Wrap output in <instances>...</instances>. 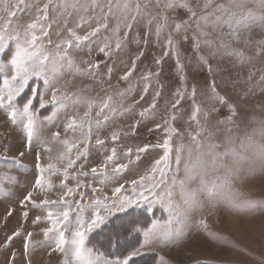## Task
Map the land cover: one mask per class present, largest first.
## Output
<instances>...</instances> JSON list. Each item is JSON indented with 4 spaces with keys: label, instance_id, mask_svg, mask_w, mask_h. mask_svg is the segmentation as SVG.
I'll return each instance as SVG.
<instances>
[{
    "label": "rangeland",
    "instance_id": "1",
    "mask_svg": "<svg viewBox=\"0 0 264 264\" xmlns=\"http://www.w3.org/2000/svg\"><path fill=\"white\" fill-rule=\"evenodd\" d=\"M25 2L34 6L28 11L17 12L12 21L13 34L18 32L21 38L26 24L37 19L36 8L42 7L47 0ZM95 2L100 5L107 4V0ZM128 2L135 9L136 2ZM138 2L142 10L130 32L124 26L130 21L129 14L116 11L108 18V29L101 30L98 38L83 42L84 47L79 50H71L74 62L79 67L87 68L86 61L92 60L93 63L99 62V68L95 77L79 75L75 73V69L62 68L58 73V84L64 85L68 82V99L65 102L40 107V96L47 101L52 90L47 87L43 78L32 83L31 92L26 90V95L33 96L37 113L33 125V151L28 152L25 147L27 116L18 115L17 122L13 123L8 118L7 111L0 109V264H13L9 259L13 250L16 252L14 264H27L28 260L31 264H62L64 257L59 252H51L50 241L45 242L42 233V229L50 226L49 223L43 220L33 224L32 221L37 215L46 217L48 211L59 214L64 210L63 205L53 204L39 209H33L29 205V215L25 220L22 217L25 209L20 206V199L34 181L35 151L39 148L45 149L42 152V163H53L56 168L51 173H44L47 187L34 193L37 199L57 201L66 191L62 187L63 183L69 187L76 184L74 175L65 180L60 171L66 166L69 157L76 158V148L82 150L84 147L78 143L82 139L79 127L75 132H64L65 124L73 116L77 117V125L83 123L84 132L91 125L92 137L87 145V161L78 160L69 172L76 173L80 165L84 164L83 170L90 173L91 168L101 165L105 156L110 154L111 148L116 147L121 153L116 162L128 164V170L122 174L119 183L127 182L125 187L129 195L130 182L141 176L150 177L154 161L163 155L162 148L149 147L137 158L135 149L162 144L166 135H170L171 170L167 184L171 185L175 201L180 202V188L172 184V175L177 169L176 149L183 146L178 177L185 180V188L193 193V204L190 207L185 206V210L177 216L166 204L149 197L146 201H141L133 212H142L148 217V228L152 227L153 221L157 228L168 226L169 221H172L171 227L174 230L183 228L187 235L180 238L176 245L165 247L154 244L152 247L155 251L142 249L143 254L133 257L130 264H264V80L261 79L264 76V55H256L255 47L235 41H229L228 47L229 51L236 49L237 52L229 54L219 47L218 39L216 48L209 49L201 44L197 51L193 39L195 23L186 25V32L175 30L176 24L188 20L189 14L186 10L165 8L164 5L169 0H159V6L157 0ZM188 2L191 4L194 0ZM64 3L75 4L76 7L69 6L64 9L61 7ZM199 3L202 5L204 0H199ZM92 4L93 0H56V5L48 11V23L51 25L48 31L51 39L58 42L60 39L70 38L67 28H76L81 17L88 20L99 15L100 8H93ZM145 4L147 8H144ZM249 6L253 7V0H250ZM104 11L107 12L106 7ZM126 16L128 20L125 19ZM7 18L8 14L0 3V24H4ZM103 22L101 19L100 23ZM118 22L119 28L116 30ZM158 25L161 26L159 37L156 34ZM96 26L97 20L93 18L76 30L78 34L84 35ZM206 30L212 33L210 39L219 36V31L211 28ZM223 31L226 33L228 30L224 28ZM169 35L174 41H179L178 49L174 45L169 50L170 54L164 56ZM185 35L189 37L186 42L182 39ZM262 38L264 32L259 27H254L252 39ZM118 41L121 44L119 49L116 48ZM105 42L111 45L110 56L99 51ZM43 43L52 51L47 40ZM210 51H214L215 55L209 56ZM140 52H143V56L138 58ZM201 57H208V63L202 62ZM134 60L136 67L129 79H121ZM156 60L161 61L159 65L155 63ZM108 67L113 69L111 78L107 76ZM148 72L154 75L145 81L142 77ZM213 82L215 91L210 87ZM146 83L148 91L145 93L143 90ZM56 86L57 84H53V87ZM0 88H3L2 78ZM37 90L39 95H36ZM178 92L183 93L182 98L177 96ZM176 99H180V104L173 109ZM104 100L115 111L105 110L103 115L97 116L100 111L99 104ZM89 104L92 108L89 117L85 119L83 114L89 111ZM196 106L199 108L197 118L192 119ZM144 110L147 113L141 117L140 113ZM169 112L175 117L169 123L176 131L166 134L164 122L168 119ZM97 120L101 122L99 127ZM137 124L136 128L132 127ZM156 125L160 127L156 128ZM112 131L121 133V139L115 144L106 139ZM57 132L61 133L59 138L53 136ZM97 133L101 139H106L103 147L95 145ZM197 133L199 143L194 144L192 137ZM127 148L134 150L131 158L122 155ZM21 151L26 152L22 159L19 156ZM197 157L199 161L192 169L191 179H186L184 163H188L189 159L195 161ZM113 166L109 163V170ZM156 177L159 179L158 173ZM82 179L85 182L91 181L93 186L101 187L102 194L109 197L117 186L116 182L99 184L102 177L98 175L93 177L90 174ZM85 191L91 195V189ZM10 208L13 209L12 214L6 216ZM84 215L87 217L91 213L85 212ZM103 229L91 234L90 241H86L82 257L85 264L88 261L92 264H103L104 259L123 258L112 256V251L107 254L100 249L96 243L99 237L97 234ZM17 230H21L22 235L14 238L11 245L5 248L6 238ZM28 232L34 235L28 255L25 256L24 235ZM66 235L70 236V233ZM136 237V247H139V243L144 240L143 230ZM92 246H95L96 251L90 255L87 249ZM106 250L109 252L110 248L106 247ZM99 253H103V256H99Z\"/></svg>",
    "mask_w": 264,
    "mask_h": 264
},
{
    "label": "snow or ice",
    "instance_id": "2",
    "mask_svg": "<svg viewBox=\"0 0 264 264\" xmlns=\"http://www.w3.org/2000/svg\"><path fill=\"white\" fill-rule=\"evenodd\" d=\"M136 2L135 9L131 8V4L128 0H107L106 5H100L93 0L92 7L100 8V14L95 17H90L85 20L83 17L80 18V23L76 25L79 28L81 24H87L91 19L97 20V26L84 35L78 34L76 28H67V32L70 38L60 39L58 42H54L51 39L48 29L51 25L48 23V11L50 7L56 5V0H47L42 7L36 8L37 19L31 23L26 24L24 27L23 38L18 34L12 32V21L16 18L17 12H24L30 10L34 5L28 4L25 0H0L3 4L4 11L8 14L4 24H0V78H2L3 88H0V109L7 111L8 118L13 122H17L18 115H26L27 123V137L25 147L28 152L33 151V125L37 118L35 106L33 104V96L26 95V90L31 92L32 83L38 79L43 78L44 83L48 88H51L50 99L45 101L43 96H40V107L43 108L46 104H60L68 99L66 85L58 84V73L61 69L67 67L68 69H75V73L79 75H90L95 77L97 75V69L99 68V62L93 63L92 60H87V68H81L75 64L71 54V50H79L84 47L83 42H90L92 38L97 37L101 30L108 29V18L113 15L116 11H122L128 13L130 21L125 23V27L130 32L133 28L134 22L137 20V16L140 14L142 8L138 0ZM250 0H204L201 5L199 0H194V3H189L188 0H178L173 2L169 0L164 5L168 9H184L189 14L188 20L182 21L176 24L175 30L177 32L184 30L188 24L195 23L196 31L194 32L193 39L195 40V49L199 51L201 44L207 46L209 49L217 47L216 41L219 40V47L229 54L236 53V49L229 51L228 42H243L246 45L255 47L256 55H264V38L260 40L252 39V31L254 27H259L264 32V0H253V7L249 6ZM69 6L75 8L76 5H69L64 3L61 5L62 8L67 9ZM157 6H159V0H157ZM107 8L105 13L104 8ZM147 8V4L144 5ZM103 19V23L100 20ZM128 20V16L125 17ZM167 19V18H165ZM67 23V21H65ZM151 23V21H149ZM19 25H17V29ZM37 28L39 35H37ZM119 28V22L117 29ZM211 28L213 31H219L218 37H212V33L206 29ZM227 28V32L223 31ZM161 26H157L156 34L159 37ZM59 36V33H57ZM128 32L125 33L127 37ZM225 37L228 39L225 40ZM185 42L189 39L187 35L182 38ZM47 40V45L52 48V51L48 50V47L43 43ZM147 41L145 40V43ZM179 41H174L173 37L169 35L167 41L166 51L164 56L169 55V50L175 45L178 49ZM121 44L119 41L116 44V48L119 49ZM90 51V49H89ZM99 51L106 56L112 54L111 45L107 42L99 48ZM178 55V51H177ZM215 55L214 51H210L209 56ZM143 56V52L138 54V58ZM202 62L208 63V57H201ZM160 60H156L157 65L160 64ZM136 61L132 62L131 68H129L124 75L121 77L123 80H128L132 72L135 70ZM209 67V71H211ZM113 69L108 67L107 76L111 78ZM154 75L148 72L142 78L145 81L150 80ZM158 75V73L156 74ZM251 78V73L249 75ZM264 80V76L261 77ZM53 84H57L53 87ZM213 91H215V83L212 85ZM145 93L148 91V84L144 86ZM36 95H39L37 90ZM159 95V92L156 93ZM177 96L182 98L183 93L178 92ZM193 96H195V90H193ZM143 98V97H142ZM111 99L110 97L108 98ZM180 104V99H176L172 108L175 109ZM100 111L97 112V116L103 115L105 110L115 111L112 105L107 100L101 101L99 104ZM155 107V98L153 100V108ZM92 105L89 104V111L85 112L84 118L87 119L90 115ZM199 111L198 106L192 114V119L197 118V112ZM147 110L140 113L141 117H144ZM175 117L171 112L168 114V119L164 122L166 134H170L176 131L171 126L169 121ZM48 119V118H45ZM107 120V117H105ZM77 117H71L64 126V132L69 131L75 132L77 127L81 129V137L78 143L84 145L83 149L76 148V158H68L65 167H62L60 171L67 180L70 175H74L76 184L73 187H69L66 183L62 184V187L66 189L60 196L59 200L52 201L49 199H37L34 193H39L44 190L47 185L44 181V173H51L56 166L53 163H42V152L44 148H39L35 151V175L34 181L31 183V187L20 199V206L25 210L22 212V217L27 220L29 215V205L33 209L50 207L53 204L63 205L64 210L59 214H54L52 211H48L46 217L37 215L32 223L37 224L46 220L49 223V227L42 229V233L45 237V242L50 241L51 252H59L63 257L62 264H85L83 261V253L85 251L86 241H90L91 234L97 232V230L108 228L110 235L108 236V244L111 246L113 242L119 246L121 238H127L129 235L138 236L143 230L144 240L139 243V247H132L127 254H122L123 258H117L115 260L104 259L103 264H130L133 257H137L143 254L142 249L148 251H155L152 247L154 244L163 245L165 247L169 245H176L180 238L187 235L183 228H176L175 230L171 227L172 221H169V225L163 228H157L156 222H152V227L148 228L147 225L140 224L135 219L125 220L124 217L119 214L123 213L125 216H130L136 206L141 201H146L149 197H153L166 206L172 212H175L177 216L185 210V206H191L194 201L193 193L189 192L185 188V180L179 179V165L181 160V147L176 149V172L172 175V184H176L180 188V202L175 201L174 192L172 191L171 185L167 184L168 173L171 170V136L166 135L162 144L158 145H145L135 149V154L139 158V154L146 152L149 147H159L163 149V155L154 161L152 166V175L150 177L141 176L137 180H132L131 183V194H127L128 190L125 187V183H119L122 179V174L128 170V164L117 163V159L121 156V153L116 147L111 148L110 154L106 155L104 161L99 166L91 168L90 173L85 172L83 169L84 164H81L79 170L71 174L69 169H73L78 160L83 159L87 161L89 150L88 143L92 137V128L89 125L87 132L83 131L84 125L81 123L77 125ZM97 127L100 125V121L97 120ZM139 123V122H138ZM137 125H132L136 128ZM160 125H156L159 128ZM61 133H54L55 138H59ZM199 133L192 137L194 144H198ZM106 139H110L114 144L121 139V133L119 131H112L110 136ZM106 139H101L99 133L96 135L95 145L97 147H103L106 143ZM65 143H68L65 140ZM70 151V149H69ZM133 149L127 148L122 155L131 158L133 155ZM26 155L25 151L19 152V156L22 159ZM63 159V157H61ZM199 157L195 161L189 159L188 163H184L185 178L191 179L192 169L198 163ZM109 163L114 166L109 170ZM159 174L157 179L156 174ZM100 176L102 179L99 184L105 182H116L117 186L113 188L111 197L103 195V189L101 187L93 186L91 181L85 182L82 177L88 175ZM10 178V177H9ZM146 181H149L146 183ZM19 181L17 180V183ZM162 186H164L162 188ZM85 189H91V195L85 191ZM79 197V199H77ZM87 200V203H85ZM13 209L10 208L5 214L10 216ZM85 212H90L91 215L85 216ZM118 221V223H117ZM110 226V227H109ZM66 233H70L66 235ZM22 235L21 230L14 231L11 236L6 238L4 247L7 248L11 245L14 238ZM34 234L28 232L24 235V254L28 255L29 245L32 242V236ZM69 248H71V256H69ZM91 255L96 251L95 246L87 249ZM51 254V253H50ZM99 256H103V253H99ZM16 258V252L13 250L10 261L13 262ZM27 264H31L28 260ZM87 264H92L88 261Z\"/></svg>",
    "mask_w": 264,
    "mask_h": 264
},
{
    "label": "trees",
    "instance_id": "3",
    "mask_svg": "<svg viewBox=\"0 0 264 264\" xmlns=\"http://www.w3.org/2000/svg\"><path fill=\"white\" fill-rule=\"evenodd\" d=\"M120 216L124 217L125 220L128 219H135L137 220L140 224L146 225L149 222L148 217L146 218L142 212H133L130 214V216H125L123 213L119 214ZM118 223V221H117ZM110 227V226H109ZM110 235V232L108 228H104L97 234L98 237V246L100 247L101 250L104 252H107V254H110V251H112V256L118 255V256H123L122 254H127V251H130L132 247H136V244L138 243L137 237L135 235H129L127 238H121L119 242V246L113 242V244L110 246L108 244V236ZM106 247H109L110 250L109 252L106 250Z\"/></svg>",
    "mask_w": 264,
    "mask_h": 264
}]
</instances>
